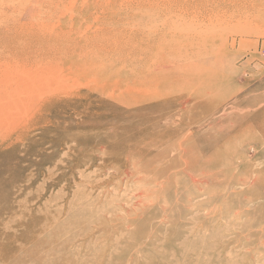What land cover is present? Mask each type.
<instances>
[{"label":"rangeland","instance_id":"374dc122","mask_svg":"<svg viewBox=\"0 0 264 264\" xmlns=\"http://www.w3.org/2000/svg\"><path fill=\"white\" fill-rule=\"evenodd\" d=\"M4 1L0 67H15L25 59L20 65L35 64L57 53L21 41L16 31L39 13L36 0H15L1 9ZM113 1L123 11L139 3ZM207 5L212 6L206 0H141L142 12L127 21L132 23L127 32H134L136 42L144 39L138 42L144 46L128 52L111 44L107 49L102 42L93 58L75 55L69 61L71 66L79 59L86 62L78 70L75 66V75L89 76L97 60L116 90L91 79L66 84L71 86L63 89L66 93L45 99L25 116L20 113L26 117L23 138L0 130V264H264V132L257 122L264 111V28L255 27L251 43L224 50L212 46L205 57L192 39L162 38L202 26L205 22L195 16ZM18 11L26 13L20 17ZM61 12L57 20L72 18L68 7ZM84 13L89 20L82 31L91 37L94 32L102 37L104 29L113 38L121 33L115 39L130 35L118 31L124 25L112 32L113 25L102 22L108 9L94 5ZM155 26L154 36L150 28ZM156 53L153 65L150 57ZM171 58L191 69L180 74L170 92L164 91L159 102L171 106L156 128L163 115L148 109L157 102L117 96L126 86L147 90L146 71L169 66ZM59 67L61 72L71 69L65 61ZM221 67L226 71L220 82L207 78ZM208 92L212 95L205 98ZM4 110L15 117L13 109ZM165 129L169 136L161 135Z\"/></svg>","mask_w":264,"mask_h":264},{"label":"bare ground","instance_id":"6f19581e","mask_svg":"<svg viewBox=\"0 0 264 264\" xmlns=\"http://www.w3.org/2000/svg\"><path fill=\"white\" fill-rule=\"evenodd\" d=\"M137 1L139 3L136 4L133 8H131V10H128V11L124 10L123 11V10L119 9L118 7L115 8L114 4L111 5V2H114L113 0H101V1L99 0L98 2L96 0H94V1H92V0H83V1L82 0H36V3L34 4L33 7L38 9L39 13L33 14L32 22L30 25H28V27H23L22 29L17 28L16 31L19 32V37H20L21 41L27 42V44L29 43L28 41H34L36 43L32 44V46L33 45L35 46V44H41L42 48L41 47H39V48H41V49L44 48V51H45V47H46L47 52L55 50V51H57V53H55L53 55L49 53L50 56L48 55V53H46V55H48V56L46 58H43V57H45V55L43 54L44 52L41 50L43 52L41 55L42 56L44 55L42 57L43 61H40V62L35 63V64H33V63L31 64L29 62V65H20V63H22V62L26 63V59H25V62L22 61L19 63V65L15 66V67H13L14 65L8 66V65H10V63H8L5 66L0 67V130L1 129L8 130L9 133H10V130L13 132H18V138L19 139L23 138L25 136V132H24V126H23L24 122L22 123V121L26 117L24 118V117H21L20 115L22 114L23 116H25L24 114L34 110L38 103L45 101V99L50 101L51 99H54V96L59 94V92H62V91L65 92L66 84L72 83V85H73L74 83L80 82L81 80L88 81V79H91L95 84H97V85L100 84L99 86H101V88H103V89L116 90L115 87L110 83L109 77L104 78L105 75L102 76V72L104 70L102 68H99V67H101V65L99 64V62L97 60H92L95 64L96 70H93L92 72H90L89 76H86L85 74H82L79 76L80 73H78V72L75 75V66H76V69L78 70L79 67L82 66L86 62H84V61L78 62L80 60L79 59L76 63H73V65L71 66L69 61H71L73 58H75V55H77L78 58L83 56L87 60L93 58L95 56L93 54L94 51L100 47L99 45L102 44V42H104V43L106 42V45L111 44L112 46L118 48L120 51L122 49L124 51L127 50L128 52H132L133 50L135 51V49H137L139 47L141 48L142 46H144L143 42L141 44H139L140 43L139 41H143L144 39L139 40L138 41L139 43L133 39L134 36L132 37L133 34L131 35V33L133 31L131 33H129L131 28H132V23L127 22L131 19L132 16L136 15L137 12H142L141 0H137ZM4 2H5V5L1 9H3L4 7H7V6L12 7V5H14L16 1L15 0H6ZM68 2H69V4H68ZM206 2L210 3L212 6L211 7L209 5H207L209 7L205 6V8L200 10L201 12L197 13V15L195 16L198 19L200 18V20H203V22H205L202 24V26L196 27V25H195V27H193V25L192 26L190 25V26H187V30L183 34L174 35L173 33L169 34V32H168V33L164 34L165 37H162V38H167V37L175 38L176 36H180V37H185L189 40L192 39V42H194L198 47H200L204 52H206L204 54V57H205L206 55L209 54V52H207V49L209 47H212V46L213 47L217 46L220 49L224 50V49H227L228 47L234 48L237 45H239V47L240 46L242 47L246 43H251L252 41L251 40L249 41V38H250L249 35L252 33V31H255V29L256 30L258 29L255 27L264 28V0H208V1L206 0ZM227 2H229V3L226 4ZM127 3H128V1H127ZM77 5H79L80 8L77 9L76 8ZM94 5H96L97 8L102 7V9H104V10L105 9L110 10V14L108 16H106L104 18L102 17L103 19L101 18L103 20L102 22H104V23L107 22L108 24L113 25L114 28H111L110 31L115 30L116 26L121 24V25H124L126 28H124V30H120L121 28H119L118 31L119 32L123 31L122 33H124V32L126 33L127 31H129L127 33H129L131 36L129 34H127L129 36H124L125 34H122L124 37L121 36V38L118 39L119 38L118 36L121 35V33H119V35H117V36L114 35L115 38L118 37L117 39H115V38H113V36L111 37V35H112V34L110 35L111 32L104 33L105 29L103 31H101L102 30L101 29L100 30L101 33L103 32L104 34L102 33V37H99L101 35V33L99 34V32H98L97 34L99 35L98 36L99 38H96L95 37L96 32H94L95 33L94 37H91L89 35V33L86 34L85 32H83L82 31L83 30V23L87 22L89 20L88 15H86L84 12H85L86 8L94 6ZM154 5H156V4H154ZM66 7H68L69 11H71L72 18L66 22H62L60 20H57V17H59V15L62 14L61 11ZM156 8H158V7H156ZM164 11H165V9H164ZM167 11H169L168 13L171 14V13H173L174 9L167 8ZM196 12H199V11H196ZM196 12H195V14H196ZM16 13H17L16 14L17 16L21 17L26 13V11H24V12L18 11ZM2 14L4 15L3 20H8L10 18V16H8V14H6L4 11H2ZM186 14H187V12H186ZM165 16H168V15H165ZM74 17L76 20H74ZM141 17H142V15H141ZM173 19H175V18H173ZM6 24L8 26V23H6ZM200 25H201V23H200ZM137 26L143 28V25L140 26V24H138ZM146 26H147V24H146ZM86 29L88 30V28H86ZM143 29H141V30H143ZM156 29H157L156 26L154 29L150 28V30H151L150 33L154 36L158 35V34H156V32H158V31H155ZM98 30L99 29H97L96 31H98ZM106 30H105V32H106ZM146 30H147V27H146ZM159 30H160V28H159ZM262 31L264 32V29H262ZM262 31H261V33H262ZM139 36H141V35H139ZM136 39H137V37H136ZM176 40H178V39H176ZM183 40H185V39H183ZM87 41H89L91 44V45L89 44L90 45L89 47L86 45L84 47L80 46L81 44L86 43ZM109 45H107V49H108ZM25 47H27V46H25ZM179 48H180V46H179ZM30 49L31 48H28V50H30ZM28 50H26V51H28ZM32 50L37 51V49H35V48H32ZM2 51H4V50H2ZM22 52H21V55H24V54H22ZM54 52H52V53H54ZM24 53H25V51H24ZM30 53H32V52H30ZM30 53H28V54H30ZM25 54H27V52ZM255 55H256V53H255ZM38 56H39V54H38ZM201 56H203V53L201 54ZM8 57H9V55H8ZM8 57L6 56L7 60H8ZM158 57L159 56L157 53H156V55L151 54L150 63L153 65H156V63H157L156 60L158 59ZM231 57H233V58H229L230 59L229 62L231 64H233V61H235L236 58H234L235 55H232ZM254 57H256V56H254ZM26 58H30V57H26ZM11 60H12V58H11ZM35 61H36V59H35ZM63 61L67 62V64L70 66L71 69L69 68L70 69L69 72L58 71V68H61V67H59V65ZM220 62H223V59H221ZM13 63L14 62H12V64ZM168 64H169V66H164V67L160 68V70H158L157 72H152L151 70L146 71V75L147 74L149 75L148 80L146 81V83H148L147 84V90L142 91V89H139V87L138 88L133 87V89H128V87L126 86L125 87L126 92H122L121 94H118L117 97H120L121 99H125V98H128L127 95H129V94L135 95V96H132V99H130L127 102H133V101L141 99V98H143V99L147 98L149 101H152V103L157 102L156 105L151 106L148 110L151 111V113L159 112L163 115L164 109L165 108L167 109L169 106H171V102H169V101L159 102L160 100H163L162 97H163L164 91H166V93L170 92L171 91L170 86L173 83H175L177 79H179L180 74H183L186 71H188V69H191L189 67H182V66L178 65V58L177 59L171 58L170 60H168ZM221 68H222V70H220L221 72L220 71L211 72L207 75V78L210 79L211 81L216 79L217 81L220 82L219 79L224 78V73L226 71L225 67H221ZM237 72H238V70H237ZM74 78H76V79H74ZM224 82H225V80H224ZM117 86L121 87L120 84H118ZM69 87H71V86H69ZM168 87H170V88H168ZM166 88H168V89H166ZM63 89H65V90H63ZM122 89H124V87H122ZM74 90H76V89H74ZM67 93H68V91H67ZM71 94L73 97L75 94V91H74V93H71ZM198 95H203V94L198 93ZM210 95H212V92H208L204 97L206 98V96H210ZM70 96H68V97H70ZM263 100H264V95H263ZM176 101L178 102V100H176ZM185 102L187 103L188 101H182V103H185ZM52 103H50V106L48 108L51 107ZM180 103H181V101H180ZM262 107H264V105L262 106V104H261L260 108H262ZM5 108H8L10 110L13 109L14 111L12 110V112H15V117L13 118V115L10 114L11 111H10V113H8L11 116L10 117L6 116L7 114L3 112V111H7V110H4ZM51 111H52V109H51ZM174 111H176V110H174ZM176 113H178V111ZM4 114H6V115H4ZM86 114H88V112H86ZM178 114H177V116H178ZM28 115H30V114H28ZM114 116H116V115H114ZM85 117L87 118V116H85ZM166 117H168V116L163 115V116H161V119L156 120V124H155L156 128L163 125V122L166 120ZM21 118H23V119H21ZM168 120H172V118L168 119ZM263 120H264V111L262 113H259V116L257 117V122H258V124H260V130L262 132H264ZM28 124H29V122H28ZM178 125H180V124L178 123ZM167 132L168 131H166V129H165V131H163V133L161 135L162 136H164V135L169 136V134H166ZM171 132H170V135H171ZM159 133H160V131H159ZM156 135H158V134H156ZM15 137H17V136H15ZM161 140H163V139H161ZM10 142H12V141L10 140ZM213 166H215V165H213ZM213 166H212V168H213ZM210 167H211V165H210ZM233 173H234V171H233ZM13 180H12V182H13ZM203 192H205V191H203ZM194 209H196V208H194ZM9 242L12 243L11 240ZM11 246H14V245H11ZM10 248H13V247H10ZM0 251H1V249H0ZM6 255H8V254H6Z\"/></svg>","mask_w":264,"mask_h":264}]
</instances>
